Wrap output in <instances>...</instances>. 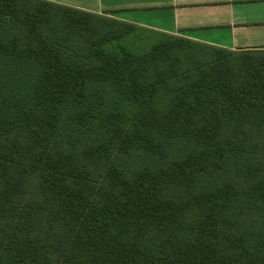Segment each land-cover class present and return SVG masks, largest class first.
Listing matches in <instances>:
<instances>
[{"label":"trees","instance_id":"16d2710c","mask_svg":"<svg viewBox=\"0 0 264 264\" xmlns=\"http://www.w3.org/2000/svg\"><path fill=\"white\" fill-rule=\"evenodd\" d=\"M0 264H264V49L0 0Z\"/></svg>","mask_w":264,"mask_h":264},{"label":"crops","instance_id":"0c3cea01","mask_svg":"<svg viewBox=\"0 0 264 264\" xmlns=\"http://www.w3.org/2000/svg\"><path fill=\"white\" fill-rule=\"evenodd\" d=\"M229 51L264 49V0H45Z\"/></svg>","mask_w":264,"mask_h":264}]
</instances>
